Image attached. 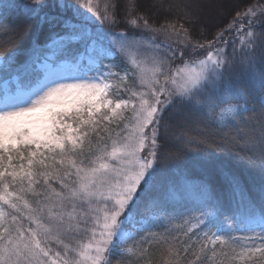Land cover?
Returning a JSON list of instances; mask_svg holds the SVG:
<instances>
[{"label":"snow or ice","instance_id":"snow-or-ice-1","mask_svg":"<svg viewBox=\"0 0 264 264\" xmlns=\"http://www.w3.org/2000/svg\"><path fill=\"white\" fill-rule=\"evenodd\" d=\"M200 10L0 0V264H264V0Z\"/></svg>","mask_w":264,"mask_h":264},{"label":"trees","instance_id":"trees-1","mask_svg":"<svg viewBox=\"0 0 264 264\" xmlns=\"http://www.w3.org/2000/svg\"><path fill=\"white\" fill-rule=\"evenodd\" d=\"M198 4L200 3L199 0H196ZM174 3L180 2V0H172ZM202 3V2H201ZM248 0H222V5L217 7L216 10H213L210 12L208 17H206L204 20L200 19L199 16V22L195 25V31L197 33L203 31L205 35L210 36L212 33L217 31L219 28L224 27L229 22H231L233 15L236 11H243L244 7L247 5ZM200 5V4H199ZM153 19L157 20L158 22H163L162 14L153 12ZM183 22V21H182ZM30 23L26 21L23 17H20L15 24V27L17 31L20 33V35H27V32L30 28ZM0 38H5L3 31H0ZM128 83L131 85L132 79L129 78ZM1 85V83H0ZM137 89L139 90L138 86ZM123 95V93H121ZM217 111H219L217 109ZM129 116L128 112H125V117L127 118ZM120 126L122 127L123 121L119 122ZM111 127L114 129V131H119V128L114 123L111 125ZM209 133H215L216 129L209 126L207 129ZM95 137H93V140L95 141ZM198 235V233H197ZM237 235H240L237 233ZM259 243V241H257ZM237 250H239V245H236ZM153 254H158L159 249L156 245H153L152 247ZM113 264H116V261L113 262ZM236 264H239V262H236Z\"/></svg>","mask_w":264,"mask_h":264},{"label":"bare ground","instance_id":"bare-ground-1","mask_svg":"<svg viewBox=\"0 0 264 264\" xmlns=\"http://www.w3.org/2000/svg\"><path fill=\"white\" fill-rule=\"evenodd\" d=\"M187 2V0H185ZM201 5L200 19L204 20L211 11L216 10L217 7L222 5V0H199ZM202 2V3H201ZM196 3H198L196 1Z\"/></svg>","mask_w":264,"mask_h":264},{"label":"rangeland","instance_id":"rangeland-1","mask_svg":"<svg viewBox=\"0 0 264 264\" xmlns=\"http://www.w3.org/2000/svg\"><path fill=\"white\" fill-rule=\"evenodd\" d=\"M3 86H4V85L1 83L0 88H3ZM128 113H129V116H130V115H131L130 111H128ZM129 116H128V117H129Z\"/></svg>","mask_w":264,"mask_h":264}]
</instances>
